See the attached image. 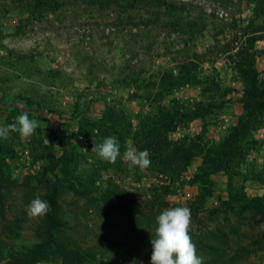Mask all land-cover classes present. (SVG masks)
Here are the masks:
<instances>
[{
    "label": "rangeland",
    "instance_id": "1",
    "mask_svg": "<svg viewBox=\"0 0 264 264\" xmlns=\"http://www.w3.org/2000/svg\"><path fill=\"white\" fill-rule=\"evenodd\" d=\"M25 112L35 133L0 140V264L42 241L33 264H150L156 217L182 206L203 264H264V0H0V125ZM108 136L115 163L91 150ZM36 197L58 223L27 215Z\"/></svg>",
    "mask_w": 264,
    "mask_h": 264
},
{
    "label": "clouds",
    "instance_id": "2",
    "mask_svg": "<svg viewBox=\"0 0 264 264\" xmlns=\"http://www.w3.org/2000/svg\"><path fill=\"white\" fill-rule=\"evenodd\" d=\"M40 127V122L30 119L28 113L15 117L14 122L0 125V140L9 138L12 132L27 138ZM98 158L107 163H115L121 156L120 143L115 136H108L101 143H95L91 149ZM124 156L131 166L141 170L147 169L151 159L147 149L135 147L127 149ZM51 205L47 200L36 197L26 207L29 217H42L50 211ZM191 210L186 206L164 209L156 217L155 236L151 237L152 246L150 264H203V258L197 254V249L189 234Z\"/></svg>",
    "mask_w": 264,
    "mask_h": 264
},
{
    "label": "trees",
    "instance_id": "3",
    "mask_svg": "<svg viewBox=\"0 0 264 264\" xmlns=\"http://www.w3.org/2000/svg\"><path fill=\"white\" fill-rule=\"evenodd\" d=\"M257 80H258V77H255L253 79L251 78V79H248L246 81V84L249 85L253 89V91L251 93L248 90H246V93H245V98H246V105H245L246 112H245V116L242 117V119L240 120L239 124L234 127L233 132L228 136L227 143H229V145H235L236 141H238V139H239V137H240V135L242 133L244 124L246 122L245 117L249 116V114H251L252 111H253V104H252L253 102H251L252 101V97H255L257 95V91H259V89H260V85L258 84ZM212 107H213L212 103H209L206 106H204V105L203 106H199V107H197V108H195L193 110L181 111V113L178 110L174 111V113L171 110H167L166 117H164L165 120H163L161 122L162 127L163 126L167 127V125L173 123L175 121L174 120L175 117L176 118H179V117L183 118L184 117V118L193 119V118H196V117H199V116L200 117L204 116V115H206L207 113L210 112V108H212ZM173 115H174V118L172 117ZM171 117L173 119H170ZM155 142H153V146L156 145V144H154ZM169 143H171V142L167 141L166 144H164L165 147L169 146ZM156 146H158V145H156ZM232 147H234V146H231V148ZM185 149H188V148L186 147V148L183 149L182 146H179L177 148H174L173 151H174V154H180L181 153L180 157L184 156V158L186 157L185 159H189V157H191V154L189 152L187 153V151ZM170 160L172 161V159H170ZM166 161H167V159H166ZM49 199H51L52 204H54V206H56L57 202L55 200L52 201V198H49ZM55 212H56L55 208H50V211L48 212V214L52 217V219L54 221H56ZM56 222L58 223V221H56ZM60 225L61 224H54L52 226L57 228ZM49 232H50V229H49ZM51 239H52L51 240L52 243L56 244V241H55V238L53 236L52 231H51ZM46 245H47L46 241H42V242H39L38 244H36V247L33 250L34 254H33V257H32V260H31V264H33V262L38 259V256H37L38 253H40V252L42 253L44 251L43 249H44V247ZM56 248L62 254L64 253V257H65V250L66 249L61 244L60 245L58 244V246Z\"/></svg>",
    "mask_w": 264,
    "mask_h": 264
}]
</instances>
